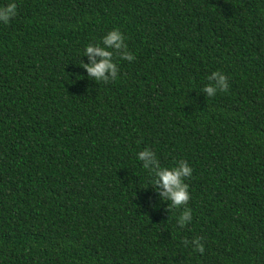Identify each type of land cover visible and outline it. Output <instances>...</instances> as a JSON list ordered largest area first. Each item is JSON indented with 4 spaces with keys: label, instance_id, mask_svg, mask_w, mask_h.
Returning <instances> with one entry per match:
<instances>
[{
    "label": "trees",
    "instance_id": "obj_1",
    "mask_svg": "<svg viewBox=\"0 0 264 264\" xmlns=\"http://www.w3.org/2000/svg\"><path fill=\"white\" fill-rule=\"evenodd\" d=\"M15 3L0 23V264H264V0ZM113 28L136 59L97 82L84 49ZM217 70L229 90L209 97ZM145 147L193 169L184 228ZM197 236L203 254L182 243Z\"/></svg>",
    "mask_w": 264,
    "mask_h": 264
},
{
    "label": "clouds",
    "instance_id": "obj_2",
    "mask_svg": "<svg viewBox=\"0 0 264 264\" xmlns=\"http://www.w3.org/2000/svg\"><path fill=\"white\" fill-rule=\"evenodd\" d=\"M17 14L15 0H9L7 4L0 6V23L8 24ZM125 40L126 37L119 28H113L103 36L101 43H89L85 47L84 55H87L89 62L82 61L80 66L86 69L88 76L97 82L115 81L119 73V65L115 58L127 61L136 59L129 51ZM207 79L209 83L203 88L207 96L214 97L217 92H228L229 77L223 72L213 71ZM137 158L142 161L143 168L152 175L155 189L161 200L170 202L173 208H183L177 219V225L179 228H184L192 220V210L187 207L191 195L189 184L186 182L193 174L192 167L185 159L176 161L171 167L162 166L156 153L147 147L138 152ZM182 243L185 246L190 244L193 250L201 254L205 251L202 236L194 237L191 241L184 239Z\"/></svg>",
    "mask_w": 264,
    "mask_h": 264
}]
</instances>
